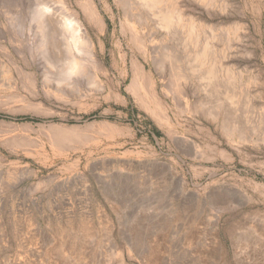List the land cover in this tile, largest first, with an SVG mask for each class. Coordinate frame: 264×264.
Returning a JSON list of instances; mask_svg holds the SVG:
<instances>
[{
  "label": "rangeland",
  "instance_id": "1",
  "mask_svg": "<svg viewBox=\"0 0 264 264\" xmlns=\"http://www.w3.org/2000/svg\"><path fill=\"white\" fill-rule=\"evenodd\" d=\"M62 1L97 58L69 79L0 0V264H264V0Z\"/></svg>",
  "mask_w": 264,
  "mask_h": 264
},
{
  "label": "bare ground",
  "instance_id": "2",
  "mask_svg": "<svg viewBox=\"0 0 264 264\" xmlns=\"http://www.w3.org/2000/svg\"><path fill=\"white\" fill-rule=\"evenodd\" d=\"M137 2L136 0H134ZM142 2V0H138ZM133 2V3H135ZM146 4H142L146 9L147 8H154L155 4L159 2V0H148ZM140 5V4H139ZM141 6V7H143ZM134 7V6H133ZM82 8H85L84 5H82ZM144 8V10H145ZM173 8V10L170 11H165V12H160V13H152L156 16L157 14V20L154 19V22L152 23L155 27H157L158 30L160 31H165L166 34H170L172 36V32L170 31V28L172 27V23L174 21V18L179 22L184 16H183V11ZM148 10V9H147ZM146 10V11H147ZM156 10V9H155ZM85 11V14L92 19V11L87 9L83 10ZM154 11V10H153ZM157 11V10H156ZM151 13V11H149ZM148 12V13H149ZM158 12V11H157ZM173 12V13H172ZM31 20L35 24L36 30L40 35V41L43 44L46 45V47L51 48L52 51L58 52L62 46L64 49V52L67 53L68 59L64 67L62 68V75L61 77H64L66 79H69L70 75L76 74V73H83L87 72L86 71V64L87 61L92 60V61H97L96 54L94 51V45L92 39L89 37L87 31L83 27V24L81 23L80 19L76 16L74 13H69L66 10L65 3L62 0H36L34 3L32 10H31ZM146 13V12H145ZM136 18L137 22L140 24V21L146 20L145 16L142 15L139 12H136ZM144 14V13H143ZM149 15V14H148ZM151 15V16H154ZM189 15V14H188ZM187 15V16H188ZM192 15V14H191ZM96 16V15H95ZM94 16V17H95ZM150 16V15H149ZM148 16V17H149ZM154 16V17H155ZM193 16V15H192ZM191 17V16H190ZM188 18V17H187ZM186 19V18H185ZM94 21V20H93ZM92 21V22H93ZM95 21H99L95 20ZM150 21H152L150 19ZM195 21V20H194ZM198 21V20H197ZM190 22V21H189ZM100 23V22H99ZM193 23V22H192ZM97 25V24H95ZM193 24H191L192 26ZM190 26V25H189ZM195 26V25H194ZM198 26V25H197ZM202 26V25H201ZM206 26V25H205ZM178 27V26H177ZM176 27L174 26V29ZM194 29L192 26L191 29ZM204 28V27H202ZM149 29V28H148ZM179 29V28H178ZM175 29V30H178ZM197 29V28H196ZM195 29V30H196ZM156 30V32L158 31ZM190 30V28H189ZM207 30V29H206ZM172 31V30H171ZM179 31V30H178ZM192 32V30H190ZM204 31V30H202ZM159 32V31H158ZM169 32V33H168ZM162 33V32H161ZM179 33V32H178ZM204 33V32H203ZM151 34V33H150ZM175 34V33H174ZM177 35V34H176ZM175 36V35H174ZM179 36V34L177 35ZM181 36V35H180ZM182 37V36H181ZM175 38V37H174ZM177 38V37H176ZM175 38V39H176ZM180 38V37H179ZM170 39V38H169ZM174 39V41H175ZM173 41V40H172ZM171 41V42H172ZM178 42V41H176ZM167 43V42H166ZM175 43V42H174ZM169 44V43H168ZM178 44V43H177ZM180 44V43H179ZM178 44V45H179ZM188 44V43H187ZM172 45V44H171ZM174 46V45H173ZM187 46V45H186ZM206 45L204 44V47ZM42 47V48H43ZM165 47V45H164ZM172 47V46H171ZM184 47V46H183ZM203 47V49H204ZM166 48V47H165ZM177 48V47H176ZM206 48V47H205ZM172 49V48H171ZM173 51V50H172ZM60 52V51H59ZM207 52V50H206ZM43 53V52H42ZM45 54H47L44 51ZM65 53V54H66ZM51 54V53H50ZM177 54L176 56H178ZM51 56V55H50ZM173 56V55H172ZM178 59V58H177ZM65 60V59H64ZM86 62H85V61ZM175 60V59H174ZM66 61V60H65ZM99 62V61H98ZM172 62V61H171ZM173 63V62H172ZM91 64V63H90ZM89 69V68H88ZM89 71V70H88ZM178 71V70H177ZM208 72V71H207ZM214 69L211 68L209 69V73L207 74L208 76H213L214 74ZM88 73V72H87ZM86 73V74H87ZM95 73V72H94ZM89 82L97 85L98 83L96 82L95 77L92 75H89ZM207 76V77H208ZM202 77V76H201ZM214 77V76H213ZM65 79V80H66ZM201 79V78H200ZM207 79V78H206ZM209 79V78H208ZM212 80V79H211ZM201 81V80H200ZM209 81V80H208ZM75 82V81H74ZM211 82V81H210ZM200 83V82H199ZM213 83V82H212ZM198 85V84H197ZM209 85V83H208ZM214 85V84H213ZM199 87V86H198ZM201 87V84H200ZM206 87V86H204ZM213 87V86H212ZM203 88V86H202ZM209 88V87H208ZM208 88L207 91H208ZM201 90V89H200ZM211 90V88L209 89ZM206 91V90H205ZM203 93V92H202ZM209 93V92H208ZM219 98V97H218ZM218 101V100H217Z\"/></svg>",
  "mask_w": 264,
  "mask_h": 264
}]
</instances>
